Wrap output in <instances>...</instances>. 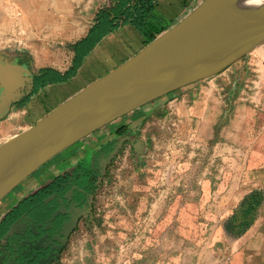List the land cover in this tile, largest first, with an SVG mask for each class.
<instances>
[{
    "label": "rangeland",
    "instance_id": "374dc122",
    "mask_svg": "<svg viewBox=\"0 0 264 264\" xmlns=\"http://www.w3.org/2000/svg\"><path fill=\"white\" fill-rule=\"evenodd\" d=\"M13 15L0 16V55L27 36ZM196 85L192 113L119 140L91 218L53 264H264V43Z\"/></svg>",
    "mask_w": 264,
    "mask_h": 264
},
{
    "label": "crops",
    "instance_id": "0c3cea01",
    "mask_svg": "<svg viewBox=\"0 0 264 264\" xmlns=\"http://www.w3.org/2000/svg\"><path fill=\"white\" fill-rule=\"evenodd\" d=\"M12 1L13 10H5L4 5L0 16L18 13V24L21 27L24 23L28 30H23L26 37L17 39L22 45L0 55L1 69L9 78L4 87L0 82V144L127 61L203 0H151V10L134 21L114 15L120 0ZM126 1V6H133L140 0ZM155 11L163 17L162 24ZM106 21L112 22V28L77 59L75 48L85 47L90 31ZM6 24L2 18L0 25ZM196 84L143 105L88 135L79 147L67 148L52 158L0 201V226L6 222L7 233H22L29 221L24 213L17 218L13 212L16 206L58 176L79 171L86 180L107 167L116 155L119 140L144 129L147 118L170 110L180 114L184 108L192 113L197 103ZM208 84L213 86L214 81Z\"/></svg>",
    "mask_w": 264,
    "mask_h": 264
},
{
    "label": "water",
    "instance_id": "95a60500",
    "mask_svg": "<svg viewBox=\"0 0 264 264\" xmlns=\"http://www.w3.org/2000/svg\"><path fill=\"white\" fill-rule=\"evenodd\" d=\"M227 1L233 0H203L127 61L0 144V201L93 132L164 95L221 73L263 44L264 16L234 27L212 21ZM8 81L0 66L3 87Z\"/></svg>",
    "mask_w": 264,
    "mask_h": 264
},
{
    "label": "flooded vegetation",
    "instance_id": "af4514ba",
    "mask_svg": "<svg viewBox=\"0 0 264 264\" xmlns=\"http://www.w3.org/2000/svg\"><path fill=\"white\" fill-rule=\"evenodd\" d=\"M97 173L86 180L79 171L58 176L16 206L14 214L24 213L28 228L9 234L2 223L0 264H53L60 259L70 238L91 218L102 169Z\"/></svg>",
    "mask_w": 264,
    "mask_h": 264
},
{
    "label": "bare ground",
    "instance_id": "6f19581e",
    "mask_svg": "<svg viewBox=\"0 0 264 264\" xmlns=\"http://www.w3.org/2000/svg\"><path fill=\"white\" fill-rule=\"evenodd\" d=\"M262 16H264V0H233L222 4L211 19L220 26L234 27Z\"/></svg>",
    "mask_w": 264,
    "mask_h": 264
},
{
    "label": "trees",
    "instance_id": "16d2710c",
    "mask_svg": "<svg viewBox=\"0 0 264 264\" xmlns=\"http://www.w3.org/2000/svg\"><path fill=\"white\" fill-rule=\"evenodd\" d=\"M127 3L128 1L126 0H120L114 9V15H121L125 21L129 19H133V21L140 20L152 8L151 0H140L133 6H126ZM111 28L112 22L106 21L101 23L96 30L90 31L86 39L87 45L85 47L75 48L76 58L78 59L80 56L88 52L94 46V44Z\"/></svg>",
    "mask_w": 264,
    "mask_h": 264
}]
</instances>
